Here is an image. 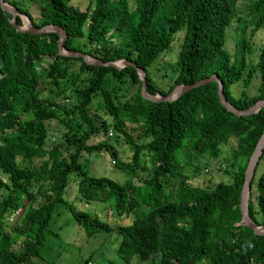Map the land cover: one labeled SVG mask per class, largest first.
Here are the masks:
<instances>
[{"label":"trees","instance_id":"16d2710c","mask_svg":"<svg viewBox=\"0 0 264 264\" xmlns=\"http://www.w3.org/2000/svg\"><path fill=\"white\" fill-rule=\"evenodd\" d=\"M4 1L26 14L34 27H61L67 50L101 61L133 62L144 71L150 95H167L176 85L215 74L223 97L234 108L245 110L264 99V41L255 61L247 60L252 47L243 37L233 55L223 47L231 22L244 21L240 0H134L133 8L127 0H86L81 7L69 0H35L37 21L20 0ZM252 2L257 27L264 23V0L250 1L248 9ZM10 20L11 15L0 8V264L43 259L40 249L50 239L53 216L61 208L70 215L67 222L76 225L69 242L77 239L81 247L103 234H114L118 241L114 260H104V246L93 245L76 264H130L132 260L133 264H264V235L242 224L239 209L245 165L264 129V106L237 116L220 103L214 81L172 101L144 99L133 66L116 69L59 55L56 33L22 32ZM14 23L21 24L19 16ZM246 28L241 25L240 32L244 34ZM178 32L182 36L176 60L169 65L171 82L166 90L160 89L149 69ZM255 73L259 84L248 95L246 87ZM239 81L243 87L234 96L230 87ZM112 83L124 88L134 84L135 89L120 101L109 86ZM67 89L64 98L75 102L64 107L57 98ZM96 95L95 110L103 108L110 121L89 114ZM52 120L62 133L59 140L46 143ZM76 120L87 126L81 133L76 131L80 125ZM129 124L139 129L136 137L126 131ZM109 126L116 138L105 137ZM101 134L103 140L97 137ZM119 135L132 152L127 162L119 159L112 145ZM89 137L96 139L87 142ZM226 143L234 167L231 181L203 187L190 184L182 173L184 165L194 164L193 170L199 171L194 160L218 158ZM144 151L148 167L140 163ZM98 153L111 158L114 169L125 174L124 181L88 174L83 155ZM262 155L247 200V213L255 225H264V170L256 174ZM33 158L41 159L39 165L32 164ZM73 175L76 198L105 202L114 218L130 217V221L109 224L74 207L63 197ZM39 197L41 202L34 206ZM15 211L19 212L16 228L6 222ZM14 234L21 237L18 249H13Z\"/></svg>","mask_w":264,"mask_h":264},{"label":"rangeland","instance_id":"374dc122","mask_svg":"<svg viewBox=\"0 0 264 264\" xmlns=\"http://www.w3.org/2000/svg\"><path fill=\"white\" fill-rule=\"evenodd\" d=\"M86 0H69L68 3L71 5H76L78 7H81L85 4ZM252 0H240L238 2V8L239 15L244 19V21L234 19L230 26L225 30V36H224V44L223 47L228 51L230 55H233L236 51L239 49L240 41L243 37V40H246L250 43L252 47V51L247 54V60L255 61L258 56L257 48L259 45L264 41V23L255 26V23L257 22V15L256 13H252V5L253 2L250 5V8L248 9V4ZM20 5L23 8H26L30 11L31 16L35 21L38 20L40 14H39V4L35 0H20ZM127 4L130 8H133L134 6V0H127ZM260 14V13H258ZM23 18L21 16V21H23ZM12 21V18L11 20ZM24 21L26 22V19L24 18ZM22 22L20 26H22ZM247 25V28L245 29V33L242 34L240 32L239 27L241 25ZM243 35V36H242ZM182 36L181 32L176 33L173 38L171 39V43L169 46V49L165 51L164 53H161L155 63L150 67V77L153 83L159 87L160 89H167V85L171 82L170 76V66L173 64L177 57V52L179 49V43L180 38ZM245 74V71H244ZM259 84V78L257 73L254 74L252 77L249 85L246 87V91L248 95H252ZM64 87L67 86L66 84H62ZM114 87V91L116 92L114 95L116 96L115 99H120V101H124V99L128 96V94L134 92L135 85L132 84L127 88H124L123 85L119 84H109V86ZM243 85L241 84V81L234 83L231 85V93L234 96H237L239 91L242 89ZM69 89L66 90V92L63 95L58 96V101L60 104L64 105V107H67L71 105V103H74V98L66 99L64 98L65 94H68ZM156 94V93H155ZM154 95V94H153ZM158 95V94H157ZM95 98L92 100L89 114L95 119H107L108 116L104 112L103 108H97L96 111V105L99 100V97L96 95ZM95 110V111H94ZM109 120V118H108ZM110 121V120H109ZM76 123H79L80 125L77 127L76 131L77 133H81L83 129L85 130L87 126L84 123H81L79 120H76ZM134 124L127 125L126 131L132 135L133 137H136L139 133V129L133 126ZM50 129L48 130L47 136H46V143H51L54 140L57 141L60 139L61 136V129L62 127L55 123V121L49 122ZM110 133L107 132V135L105 137L113 139L116 138V132L112 129L111 126H109ZM99 137V140H103L104 136L97 135ZM122 135L118 136L117 142H112V145L115 147V150L118 153V157L120 160L127 162L132 152L129 149L128 145L125 144V142L122 139ZM96 138L89 137L87 142H93ZM221 152L218 156V158H209L206 156L197 157L194 160V163L200 167L199 171L193 170L194 164L190 165H184L182 168V173L184 175H187L188 182L192 185H198V186H213L217 182H224L229 183L231 181V173L234 169V167L231 166L230 160H231V146L226 143L221 146ZM242 160V158H240ZM41 159L33 158L31 160L32 164L39 165ZM84 163H87V171L88 174L94 177L98 176H106L111 180H114L118 183H121L125 180L126 176L123 172H120L119 170L114 169L113 164L111 163V158L106 153H98V154H84L83 159ZM16 162L20 165H22L20 162V159L17 158ZM140 163L149 166L148 164V154L146 151H144L140 157ZM264 170V150L262 159L259 161L258 166L256 168V174ZM74 176V175H73ZM3 179L6 177L4 175H1ZM76 179L77 177L69 178V184L66 187L65 192L63 193V197L66 200L71 201L72 205L76 207L78 210H84L91 215H96L99 219L102 221H107L109 224H126L130 221V217H123V218H114L111 209L107 206L105 202H101L98 200H91V201H84L79 200L76 198ZM137 180V177L133 178V181ZM34 189V188H33ZM41 198H37V201L33 204H38L41 202ZM59 213L54 214L53 221L51 225V233L47 236V238H50L49 240L45 242V246H43L40 249V254L42 255L43 259H33L32 264H76L75 261H79L80 258H84L88 255L89 252V246L93 245H102L104 246L105 250L103 252L104 260H114L115 255L114 251L117 247V238L114 234L110 235H98L96 236L95 240L92 244H83L81 247L78 246L77 239L76 242L72 241L69 242L70 234H72V231L76 229L73 226V222L68 221V218H70V215L68 211L65 208L58 209ZM17 211L13 212L11 216L8 217V220L6 221L9 226L17 227L18 224L15 222V220L18 218L19 212L16 214ZM6 229H9V227H6ZM54 234V236H53ZM15 237L16 244L13 246V249H18V245H20L21 237L17 236L16 234L13 235ZM68 239V240H67ZM73 240V239H71ZM106 243V244H103ZM65 244V245H64ZM52 262V263H50ZM79 263V262H78ZM130 264H133V260L130 261ZM143 264H146L144 262Z\"/></svg>","mask_w":264,"mask_h":264},{"label":"water","instance_id":"95a60500","mask_svg":"<svg viewBox=\"0 0 264 264\" xmlns=\"http://www.w3.org/2000/svg\"><path fill=\"white\" fill-rule=\"evenodd\" d=\"M0 8L4 12H7L11 15V18H12L11 24L19 31L33 33V34H41L45 32L56 33L58 36L57 52L59 55H66L70 57H80L83 60V62L86 64H91V65H96V66L114 67L116 69L124 68L127 65L133 66L140 80V83H141L140 94L144 99H147L150 101H172L178 98L184 92L190 90L191 88L197 87L209 81H214L217 84V96L219 98L220 103L223 105V107H225V109H227L231 113L237 116L250 115V114L256 113L262 106H264V99H261L255 102L253 105H251L249 108L245 110H238L234 108L223 97L222 89H221V82L215 74H212L210 77L197 80L192 84L176 85L171 89V91L167 95H160V94L150 95L145 90L146 80H145L144 71L140 67H137L133 62H130L124 58L117 59V60H111V61H101L100 59L93 58L80 51L67 50L63 47V42L66 39V33L61 27L57 25H53V24H46L41 27H34L30 21V18L26 14L20 12L19 10L9 5L4 0H0ZM15 16H19L20 19H21V16L24 17L27 22L26 25L24 26L16 25L14 23ZM21 22L23 23V21ZM263 149H264V129L261 135L259 136L246 162L245 169L243 172V181H242V185L240 189V197H239V209H240V214H241V222L242 224L250 228L254 234H258V235H264V225H255L251 221L247 213V200H248V195H249L251 178H252L254 169L256 167L258 158L262 154Z\"/></svg>","mask_w":264,"mask_h":264},{"label":"bare ground","instance_id":"6f19581e","mask_svg":"<svg viewBox=\"0 0 264 264\" xmlns=\"http://www.w3.org/2000/svg\"><path fill=\"white\" fill-rule=\"evenodd\" d=\"M27 22L24 21V18H23V26L26 25Z\"/></svg>","mask_w":264,"mask_h":264},{"label":"built area","instance_id":"2783aa9c","mask_svg":"<svg viewBox=\"0 0 264 264\" xmlns=\"http://www.w3.org/2000/svg\"><path fill=\"white\" fill-rule=\"evenodd\" d=\"M110 133V132H109Z\"/></svg>","mask_w":264,"mask_h":264}]
</instances>
